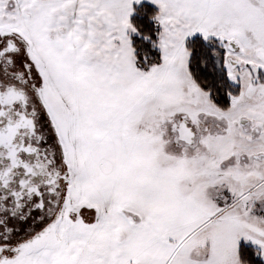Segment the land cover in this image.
<instances>
[{
	"label": "snow or ice",
	"instance_id": "obj_1",
	"mask_svg": "<svg viewBox=\"0 0 264 264\" xmlns=\"http://www.w3.org/2000/svg\"><path fill=\"white\" fill-rule=\"evenodd\" d=\"M0 264H264V0H0Z\"/></svg>",
	"mask_w": 264,
	"mask_h": 264
}]
</instances>
